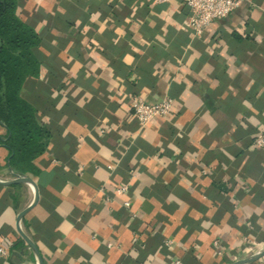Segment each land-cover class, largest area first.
Listing matches in <instances>:
<instances>
[{
    "label": "clouds",
    "instance_id": "obj_1",
    "mask_svg": "<svg viewBox=\"0 0 264 264\" xmlns=\"http://www.w3.org/2000/svg\"><path fill=\"white\" fill-rule=\"evenodd\" d=\"M33 2L34 0H29L28 3L23 5L24 8L29 10L30 14ZM38 2H42V0H38ZM123 2L124 0H121V4ZM164 2L165 0H151V3L148 4L150 9L149 14L143 18L136 19H133L136 10L137 8L144 7L145 0L133 3L131 5L133 10L132 15L126 16L125 23L119 26L115 24L111 15L102 20L100 19L102 14L100 10L92 11L88 17L89 22L85 23L83 28L80 29L83 35L81 44L88 47L95 45L91 52L88 53V56L92 57V59L87 60L83 65L79 60H76L70 69H65L68 73L64 77L67 87L60 90L56 88L51 90V97L53 99L57 96L60 97L55 105L57 110L62 109L65 102L69 100L68 93L70 91L75 104L80 108H84L94 95L99 99L107 94L108 99L104 102L101 114L95 117L96 123L91 128H89L87 123L78 124L73 120L61 133L62 136H66L69 129L76 133L78 144L72 159L77 161L78 166L74 171L70 164L64 163L51 155V151L55 146L52 140L47 143L45 150L32 160V163L39 168L42 174L40 177H37V187H40V182L42 181L43 188L56 198L58 203H55L54 210L61 217V222L53 229L61 233V236L54 241V250L46 242H40V248L45 254L47 264H55L57 260H63L69 253L72 244L61 247L65 239H71L73 243H78L85 251L91 254L90 258H86L84 255L68 256L66 264H107L102 254L97 251L100 245L104 243H107L110 249L115 250V255L112 259H115V256H118L120 253H127V255L135 260L139 256V252L131 247L132 242L137 239L144 240L146 237L144 235L137 236L130 231L129 226L139 217L143 221L140 225V228L143 229L148 226L149 221L154 220L157 212L168 216L169 221H171V223L165 224L162 234L166 237L165 243L168 248L175 250L177 256L181 255L184 249H187L190 244H194L195 240L199 238L204 241V244L203 246L195 244V247L200 252L206 251L207 256L211 257L213 250L208 248V244L209 242L218 244L219 242L215 238L223 233H228L230 239L228 246L223 247L221 254H230L232 248L239 249L241 245L246 243L255 245L257 242L256 236L251 232L248 235H244L230 223L231 214L228 212H225L219 224H214L212 218L221 206V201H213L202 195L203 188L199 191L197 190V185H203L206 188L211 183V174H219L217 172L218 165L220 170L224 172L223 181L227 182L229 187H232L227 170L232 167L231 162L235 160V157L226 147L221 145L218 150L227 158V163L218 159H212L210 163L205 164L202 159L208 150L217 149L216 140H213L207 148L200 143L207 133L215 129L217 120L205 110L200 116L199 123L194 124L191 131L185 128L186 123L192 121L193 117L197 114V110L201 107V103H193L191 99L193 96V93L190 91L192 80L188 77L191 76L196 79L205 80L212 89H215L220 83L219 80L209 75L213 70V66L208 62H204L198 71L193 69L192 65L200 60L203 53L193 46L191 40L202 39V42L207 45L204 48V52L209 56L219 48V55L225 58L228 65L227 75L229 78H234L237 73L250 71L248 63H240L238 66L234 63L236 57L228 54L229 45L224 39H219L218 43H210L212 33L220 27L218 21L227 15L231 9L240 5L242 0H235V2L233 0H187V4L191 7L192 15L189 19H184L183 23L173 19V13L180 11L181 3L184 0H167V9L159 12L152 10L156 4ZM247 4L250 5L252 20L259 22L264 18V0H260L259 4L255 0H247ZM44 7L47 11L52 12L51 4H45ZM117 7H120V4H117ZM57 10L60 13L65 12V8L60 6L59 3H57ZM16 11L22 20L27 19L26 16L20 14L19 5ZM84 11H89L87 6H85ZM154 17H159L165 23L160 26L161 30L155 34L154 40L150 41L145 38L147 33L142 34L140 29L145 21H147L150 27L154 28L157 24V20ZM109 21H112V23H109ZM129 21L131 22L130 24L128 23ZM47 23L46 19L41 20L35 26V31L39 33ZM81 23V19L77 18L75 26L79 28ZM93 23L97 25V28L94 34L89 36L87 33ZM239 23L243 25L244 21L240 20ZM125 25L133 33L131 38H127L126 36ZM169 25L174 26L177 30L183 29L189 34V42L186 45H181L183 51L179 56L172 49L171 42L166 39ZM235 26V23L231 26L224 24L223 28L226 32L231 33ZM106 29L114 32V36L112 37L113 44L118 45L123 39H127L129 50L125 51L122 56H117L113 53V58L126 66H131L133 69H135L137 62V57L133 53H139L143 56L147 51V47L152 43L158 42L165 51L172 53L171 59L165 60L161 58L153 64L152 75L157 78L155 84L159 86L163 94L159 102H152L149 99L154 89L147 84H140L139 82L142 78L136 71H132L127 79L137 82L138 94L133 95L127 91L125 77L115 74L114 67L110 64L109 59L96 51L98 48H103L102 40ZM237 30L241 33L244 31L243 27ZM50 31L54 35L60 34L56 28H51ZM203 33H207V35H202ZM216 34L219 36L218 32ZM255 39L258 43L264 42V33H255ZM89 41H91V45ZM50 42L53 46L58 43L56 39H52ZM71 47L72 42L70 41L68 46L60 53V56L66 61L73 60V57L68 55L69 48ZM42 50L46 54H49L46 49L42 48ZM148 58L152 59V57ZM172 60H175L176 63L174 64ZM82 67L85 70L84 79L92 77L91 85L90 87H84L83 85L75 86V90L73 91L72 78H78V72ZM97 68L101 69L98 74L96 72ZM46 73L47 68L41 65L39 79L44 80ZM172 73H175V75H172ZM101 80L106 82L102 89ZM181 81L185 83L186 87L178 96H173L171 92L172 83L179 84ZM254 82V79H249L246 88H250ZM93 89L101 90L95 92ZM228 91H232L233 95L236 94L231 84L225 90L224 96L228 95ZM81 92L83 94L78 96ZM261 93H264V88L260 89L258 95ZM112 101H117L119 104V107L115 110L109 107ZM241 104L243 109L251 110L253 115L245 117L244 111H240L236 116L239 125L247 128L248 123H245L246 119L259 129L258 132L253 133L258 139L250 145L249 150L264 147V113H260V118H258V110L253 107V104L248 99H242ZM133 107L136 111L131 113L129 110ZM182 108L186 110L182 115L177 116V113ZM105 112L109 115H104ZM37 116L40 117V122L42 123H49L51 121L50 115L43 114L40 111L37 112ZM112 116L117 117L116 122H112ZM173 117H176V119L174 120ZM133 121L137 123L132 128L122 127L125 122L128 125H133ZM165 122L171 123L178 129L175 136L169 138L161 131ZM237 126L236 123H233L231 129L221 137V140L226 138L229 144H239L240 142L233 140L231 135ZM0 131H3V129H0ZM113 131H116L119 136V143L116 147H111L102 141V138L106 134H110ZM185 134L189 138V143L195 145L198 150L183 151V155L181 156L182 147L178 146L175 140L177 137H183ZM86 137L92 143H89V139H85ZM138 139L152 145L158 151H154L151 154L145 153L144 149L138 144ZM168 150L171 151L172 155L167 154ZM161 153L165 154L161 155ZM126 158L129 167L125 169L122 168V163ZM182 160L186 161L187 165H189V167L184 168L183 172H181V168L179 167ZM173 162L176 165L175 170L169 168V165H172ZM193 164L196 165L195 168L191 167ZM57 167H62L63 171L70 173L71 176H78V181H74L69 177L60 186H57L52 182L54 180V170ZM160 170H166L160 178L164 184H168L173 177H177L176 186L190 191L193 197L201 200L206 205L207 211L201 212L195 208L189 211L190 205L177 194L175 188L168 191L163 202L158 200L154 195L146 194V189L148 193H151L153 190L152 186L159 182L157 173ZM202 175H204V179H201ZM190 177H194V179H190ZM234 178L237 181L235 187L225 195L232 200L233 204L236 205V211L240 213L236 224H246L249 229H252L254 225L251 220H247L245 217H250L252 211H255L259 216L264 210L250 203V197L246 196L243 200L236 199V193L242 187L247 190L256 181L251 178L244 179L238 173ZM32 198L34 197L29 195V202ZM9 199L11 200V197ZM146 203L152 205L150 211L144 210ZM15 204L16 202L11 200L3 212L0 213V227L7 224L12 229H15V217L19 210ZM164 204L169 206L175 204L177 207L174 212H168L163 207ZM122 207L129 214L125 222H121L118 217L112 215L113 212L119 211ZM77 209L80 214L75 216V222H73L69 217ZM242 209L245 211H241ZM85 213H88L86 220L84 218ZM185 213H188L193 219L199 221L202 230L193 232L188 241L181 244V237L188 231V227H180L179 232L174 237L171 233L177 226L181 225ZM50 215V211L43 202L32 207L30 212V216L36 218L40 223H44ZM77 223H82V227L77 228ZM256 224L264 228V217L257 219ZM114 225H117L118 228H114ZM208 229H211V235L204 231ZM149 231H153L154 234V230L150 227ZM113 235L118 237V239L114 240ZM81 237L86 238V242ZM15 238L12 232H9L6 236L0 235V241L4 242L0 252L4 256L8 255V247L13 243ZM260 247H264V242H261ZM217 258L219 259V257ZM201 259H205V257L202 256ZM3 264H8V261L5 259ZM25 264H32V262L26 259ZM144 264H164L159 250H157L155 255H149ZM173 264H181V261L176 259L173 261Z\"/></svg>",
    "mask_w": 264,
    "mask_h": 264
},
{
    "label": "crops",
    "instance_id": "obj_2",
    "mask_svg": "<svg viewBox=\"0 0 264 264\" xmlns=\"http://www.w3.org/2000/svg\"><path fill=\"white\" fill-rule=\"evenodd\" d=\"M17 2L20 6V14L27 17V19L23 21L28 23L34 29L41 20L46 19L48 21L45 27L37 33L40 41L38 46L35 48V54L40 61V70L41 65H44L47 68L46 77L44 80H41L38 75L35 78L27 79L22 89V97L32 102L36 106L37 112L40 111L43 114L51 116V121L49 123L40 122L45 125L51 133L49 141H54L55 146L51 151V155L60 159L64 163L70 164L72 170L74 171L78 166L77 161L72 159L74 152L77 150L78 144L76 133L71 129H69L66 136H62L61 133L72 123L73 120H75L78 124L87 123L89 128H91L92 125L96 123L95 117L100 115L103 111L104 102L107 101L108 96L105 94L98 99L97 96L94 95L92 100L85 105L84 108H80L75 104L70 91L68 93L69 100L65 102L62 109L57 110L55 105L60 97L57 96L53 99L51 97V90L53 88L60 90L67 87V84L64 82V77L68 75V73L65 69H70L76 60H79L83 65L87 62V60L92 59V57L88 56V53L91 52L95 45H91V41H89V44L91 45L90 47L81 44L83 35L80 31L84 24L89 22L88 17L90 13L92 11L100 10L102 13L100 19L103 20L105 17L111 15L115 24L119 26L125 23L126 16L132 15L133 10L131 5L133 3H139V0H124L123 4H121V0H111V2H109V0H42V2L34 0L31 14L27 8L23 7V5L28 3L29 0H17ZM255 2L259 4L260 0H255ZM57 3L65 8L64 13H60L57 10ZM149 3H151V0H145L144 7L137 8L133 19L143 18L148 15L150 12L148 7ZM45 4H51L52 12L46 10L44 7ZM117 4H120V7H117ZM85 6L88 7L89 11H84ZM167 8L168 3L164 2L156 4L152 10L159 12ZM53 13L55 14L53 15ZM188 16L189 10L182 3L180 11L178 13H173V19L178 20L180 23H183L184 19H187ZM77 18L82 21L79 28L75 26ZM154 19L157 20V24L154 28L150 27L147 21H145L140 29L142 34L147 33L145 38L150 41L154 40L155 34L161 30L160 26L165 23L159 17H154ZM240 20L244 21L243 25L239 23ZM109 23H112V21H109ZM128 23L130 24L131 22L129 21ZM218 23L220 27L212 33L210 43H218L219 39H224L229 45L228 54L236 57L234 63L237 66L240 63H248L250 65V71L240 72L237 73L234 78H229L227 75L228 65L225 58L219 55L220 49L217 48L214 53L209 56L206 52H204V48L207 45L202 42V39L197 38L191 40L193 46L203 53L200 60L192 65L193 69L198 71L204 62H208L213 66V70L209 73V75L212 78L219 80L220 83L215 89H212L208 86V83L205 80L196 79L191 76L188 77L192 80V88L190 91L193 93V96L191 99L193 103H201V107L197 110V114L193 117L192 121L186 123L185 128L188 131H191L193 125L199 123L200 116L205 110H207L209 114L217 120V126L215 129L207 133L200 141V143L207 148L213 140H216L217 149L208 150L202 159L205 164L210 163L212 159H218L219 161L227 163V158L218 150L221 145L226 147L227 150L235 157V160L231 162L232 167L227 170L232 187H229L228 183L223 181L222 177L224 172L220 170L218 165L217 172H219V174H211V183L206 188L203 185H197V190L199 191L203 188L204 190L202 195L213 201H221V206L217 209V212L212 218L214 224H219L225 212H228L231 214L230 223L234 227L238 228L244 235H248L249 232H251L256 236L257 242L255 245L246 243L241 245L239 249L232 248L230 254H221L223 247L228 246V241L230 239L228 233H223L215 238L218 240V244L209 242L208 248L213 250L211 257L207 256L206 251L200 252L199 249L195 247V244H199L201 246L204 244V241L199 238L195 240L194 244H190L187 249H184L181 255L177 256L175 250L168 248L165 243L166 237L162 234L165 224L171 223V221H169L168 216L157 212L154 220L149 221L148 226L145 228H140L143 221L139 217L129 226L130 231L137 236L144 235L146 237L144 240L137 239L132 242L131 247L135 248L139 252V256L135 260L127 255V253H120L118 256H115V259H112L115 255V250L110 249L107 243L100 245L97 251L102 254L103 258L107 261V264H144V261L148 258V256L155 255L157 250H159L164 264H172L176 259H179L181 264H231L264 249V247H260L261 242H264V228H261L256 224L257 219L264 217V211H262L259 216L255 211H252V215L250 217H245V219L251 220L254 225L252 229H249L246 224L237 225L236 221L239 219L240 213L236 211V205L233 204L232 200L225 195L226 193L232 191V188L235 187L237 181L234 177L238 173L242 178H251L256 182L250 188H247V190L243 187L239 189L236 193V199L243 200L246 196L250 197V203L264 210V148L249 150L250 145L254 143V139L256 137L253 133L258 132L259 129L246 119L245 123H248L247 128L240 126L239 122L236 120L237 114L242 110L245 113V117L253 115L251 110H245L242 108V99H248L253 104V107L258 110V118H260V113H264V93L258 95L260 89L264 88V42L258 43L255 39V33H264V18H262L259 22L252 20L250 5H248L246 1L226 18L219 20ZM233 23H235L236 26L233 27L232 32H226L223 25L228 24L231 26ZM240 27H243V33L237 30ZM51 28H56L60 34L54 35L50 31ZM96 28L97 25L93 23L87 35L92 36ZM125 31L127 38H131L133 33L128 29L127 25H125ZM217 32L219 33V36H217ZM202 35H207V33H203ZM113 36L114 32L106 29L102 40L103 48H98L96 51L109 59L110 64L114 67L115 74L125 77L127 91L131 92L133 95L138 94L137 82L127 79L132 71H136L142 78L139 83L147 84L154 89L149 99L152 102H159L163 94L159 86L155 84L157 78L152 75L153 64L156 60L161 58H164L165 60L171 59L172 53L165 51L158 42L152 43L147 47V51L143 56L139 53H133V55L137 57L136 67L133 69L131 66H126L119 60L113 58V53L117 56H122L125 51L129 50L127 39H123L118 45H116L112 43ZM52 39H56L58 41L57 45L53 46L51 44L50 41ZM166 39L171 42L172 49L175 51V54L179 56L183 51L181 45H186L190 38L187 31L183 29L177 30L174 26L169 25ZM70 41L72 42V47L69 48L68 55H71L73 60L66 61L60 56V53L68 46ZM42 48L46 49L49 54H46ZM148 57H152V59H149ZM172 62L174 64L176 63L175 60H172ZM100 71L101 69H96L97 74ZM172 75H175V73H172ZM84 77L85 70L82 67L78 72V78H72V83L74 85L72 89L73 91L75 90V86L79 85L90 87L92 77H89L88 79H84ZM249 79H254L255 82L250 88H246ZM105 83L106 82L103 80L100 81L101 89L105 86ZM229 84L233 86L236 94L233 95L232 91H228V95L224 96V92L228 88ZM185 87L186 85L183 81L179 84L173 82L171 89L172 95L178 96ZM101 89H93V91L99 92ZM82 94L83 92L78 94V96ZM109 107L115 110L119 107V104L117 101H112ZM185 110L186 109L182 108L180 112L177 113V116L182 115ZM104 115L109 114L105 112ZM37 118L40 121V117L37 116ZM173 119L175 120L176 117H173ZM111 120L112 122H116L117 117L112 116ZM136 123V121H133V125H128L125 122L122 127L132 128L136 125ZM233 123H236L238 126L236 130L231 133V135L233 140L240 142L239 144H229L226 138L221 140V137H223L224 134L231 129ZM0 129H3V131H0V138H3L6 131L1 125ZM161 131L164 135L171 138L175 136L178 129H176L171 123L165 122ZM85 139L89 138L86 137ZM102 141L111 147H116L119 143L118 133L113 131L110 134H106L102 138ZM125 142L127 143V141ZM89 143H92L90 139ZM175 143L182 147L181 156L183 155V151L198 150L195 145L189 143L187 134L183 137H177ZM138 144L144 149L145 153L151 154L154 151H158V149L154 148L152 145H149L139 139ZM93 146L95 147V145ZM164 154L165 153H161V155ZM167 154L172 155L170 150L167 151ZM7 156V150L0 146L1 182L10 181L15 178V175L7 165ZM241 165H243V167H241ZM128 167L129 165L126 158L122 163V168L126 169ZM175 167L176 165L174 162L172 165H169V168L172 170H175ZM179 167L181 168V172H183L184 168L189 167V165H187L186 161L182 160ZM191 167L195 168L196 165L193 164ZM37 169L38 175H25L30 177L36 185L38 183L37 177L42 175L39 168ZM164 171L166 170L158 171L157 179L159 182L152 186L153 190L151 193H148L146 189V194L154 195L158 200L163 202V199L167 195L168 191L175 188L177 194L190 205L189 211H191L192 208L201 212L207 211L206 205L201 200L193 197L190 191L176 186L177 177H173L168 184H164L160 179L163 176ZM69 177L74 181H78V176H71L70 173H65L62 167H57L54 170V180L52 182L57 186H60L64 180ZM190 179H194V177H190ZM201 179H204V175L201 176ZM37 190L38 200L35 205L43 202L50 211L51 215L44 223H40L36 218L30 216V212L32 210L31 208L17 224V215L33 202L34 198H32L29 202V195L34 197L33 189L27 183H14L9 185L0 184V213L3 212L4 208L11 202V200L16 202L15 206L19 209L15 217V229H12L7 224L0 227V235L6 236L9 232H12L16 237L13 243L8 247V255L6 257H2L0 255V264H3L5 259L8 261V264H25L26 259L30 260L32 264L37 263L36 254L26 244L25 240L21 237L20 232L24 233L33 242L40 255L42 264H47L45 254L40 248V242H46L47 245L54 250V241L61 236V233L56 232L53 229L61 222V217L54 210V205L55 203H58V201L43 188L42 181L40 182V187H37ZM9 197H11V200ZM35 205H33V207ZM93 206L95 207V205ZM163 207L168 212H174L177 206L175 204L171 206L164 204ZM151 208L152 205L150 204L146 203L144 205L145 211H150ZM241 211L245 210L242 209ZM79 214L78 209L74 210L69 219L75 222V216ZM112 215L118 217L121 222H125L127 215L129 214L126 212V209L122 207L119 211L113 212ZM87 217L88 213H85V220ZM183 226H187L188 231L181 237V244L187 242L193 232L202 230L200 228V222L193 219L188 215V213H185L182 218L181 225L177 226L171 235L174 237L177 232H179V228ZM76 227H82V223H77ZM113 227L118 228L117 225H114ZM149 227L154 230V234L153 231H149ZM204 231L211 235V229ZM81 239H85L86 242V238L81 237ZM113 239H118V237L113 235ZM3 243V241H0V247H3ZM68 244H72L69 253L63 260H57L55 264H66L68 256L84 255L86 258H90L91 254L85 251L78 243H73L71 239H65L61 247H66ZM202 256H204L205 259H201ZM217 257H219V259ZM248 264H264V256Z\"/></svg>",
    "mask_w": 264,
    "mask_h": 264
},
{
    "label": "trees",
    "instance_id": "obj_3",
    "mask_svg": "<svg viewBox=\"0 0 264 264\" xmlns=\"http://www.w3.org/2000/svg\"><path fill=\"white\" fill-rule=\"evenodd\" d=\"M17 0H0V125L6 133L0 146L8 152L13 174L38 175L32 163L51 137L37 118L36 106L22 97L24 83L40 73L35 54L39 36L17 14Z\"/></svg>",
    "mask_w": 264,
    "mask_h": 264
},
{
    "label": "water",
    "instance_id": "obj_4",
    "mask_svg": "<svg viewBox=\"0 0 264 264\" xmlns=\"http://www.w3.org/2000/svg\"><path fill=\"white\" fill-rule=\"evenodd\" d=\"M14 183H27V184H29L32 187L33 192H34L33 202L27 208H25L23 211H21L17 215L16 221H17V224H18L19 221H20V219L25 215V213L28 210H30L33 207V205H35V203L37 202V200H38V190H37V185L35 184V182L30 177H28V176L15 175V178L12 179V180H10V181H6V182H1L0 181V184L1 185H9V184H14ZM20 235L25 240L26 244L36 254V261H37L36 264H42L40 255H39V253L37 251V248L33 244V242L24 233L20 232ZM263 256H264V249L263 250H260V251H258L256 253H254L251 256H248V257L242 258L240 260H237V261H235V262H233L231 264H248V263H251V262H254V261L260 259Z\"/></svg>",
    "mask_w": 264,
    "mask_h": 264
},
{
    "label": "built area",
    "instance_id": "obj_5",
    "mask_svg": "<svg viewBox=\"0 0 264 264\" xmlns=\"http://www.w3.org/2000/svg\"><path fill=\"white\" fill-rule=\"evenodd\" d=\"M247 0H242V3L240 4V5H238L237 7H235V8H233V9H231L230 11H229V13L227 14V15H225L223 18H221L220 20H222V19H224V18H226L229 14H231L235 9H237L238 7H240L243 3H245ZM165 2H167V0H165ZM233 2H235V0H233ZM184 6H186L187 8H188V10H189V16H188V18L187 19H189L190 17H191V15H192V10H191V7L187 4V0H184V2L182 3ZM193 31H194V29H193ZM136 111V109L133 107V108H131L130 109V112L131 113H134ZM258 139V137L256 136L255 137V139H254V143H255V141ZM259 149H262V148H264V147H258ZM3 247H0V249H2ZM254 254V253H253ZM0 255L2 256V257H6V256H4L3 254H2V252H0ZM252 255V254H251ZM250 256V255H249ZM248 257V256H247ZM173 264V263H172Z\"/></svg>",
    "mask_w": 264,
    "mask_h": 264
}]
</instances>
